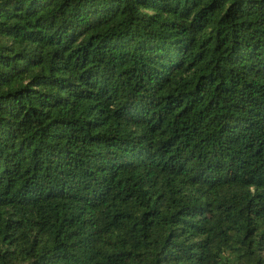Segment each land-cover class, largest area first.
<instances>
[{
    "label": "trees",
    "instance_id": "1",
    "mask_svg": "<svg viewBox=\"0 0 264 264\" xmlns=\"http://www.w3.org/2000/svg\"><path fill=\"white\" fill-rule=\"evenodd\" d=\"M0 264H264V0H0Z\"/></svg>",
    "mask_w": 264,
    "mask_h": 264
}]
</instances>
